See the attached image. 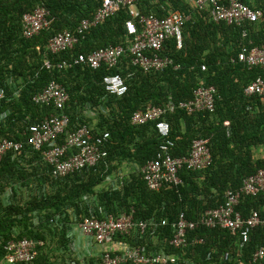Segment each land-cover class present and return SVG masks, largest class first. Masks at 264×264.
Here are the masks:
<instances>
[{
  "label": "trees",
  "instance_id": "1",
  "mask_svg": "<svg viewBox=\"0 0 264 264\" xmlns=\"http://www.w3.org/2000/svg\"><path fill=\"white\" fill-rule=\"evenodd\" d=\"M103 1L0 0V92L5 90L0 102V141L10 139L24 147L21 156L7 153L0 163V262L5 257L3 246L9 241L30 238L43 240L47 245L50 235L64 233L60 224L70 217V211L81 221L88 215V208L97 205L114 215L134 211L135 220L155 219L157 226L150 227L145 235L136 231L126 240L148 252L165 250L176 255L180 257L177 264H256L253 254L264 245V227L252 232L243 249L238 236L219 227L204 226L190 232V245L185 250L172 249L167 241L174 236L173 226L182 212L190 220H200L207 211L226 203L229 190H239L247 177L264 169V158L255 157V150L264 146V104L258 96L245 94L264 69L233 61L244 47L252 49L264 44V16L257 23L243 26L216 24L208 10L201 11L187 0H148L138 5L143 13L165 17L180 11L188 18L183 48L178 49L171 39L161 53L172 59L173 65L161 72L146 73L125 57L114 69L57 68L56 64L69 56L129 42L124 28L128 9L124 7L93 28L74 50L62 54L47 50L54 36L74 30L84 19H92ZM243 1L264 11V0ZM40 6L48 9L51 25L38 36L26 39L23 18ZM243 30L248 31L246 38ZM46 61L53 65L50 70L45 67ZM202 66H206V71H202ZM115 74L128 87L123 97L106 92L104 78ZM53 80L69 94L63 111L70 119L67 133L86 125L95 138L110 134L107 158L83 173L59 180L52 175L43 153L30 144V127L60 114L53 106L33 101L34 95ZM202 85L216 88L215 111L189 113L179 108L178 104L193 100ZM169 102L178 106L166 117L171 125L169 139L174 145L171 154L175 158L188 157L196 140L210 138L213 162L203 171L184 169L179 173L181 185L153 192L148 189L142 170L156 158L164 139L155 122L135 126L132 117L139 110L163 107ZM3 114L6 118L1 119ZM66 138L67 134L62 135L58 143H64ZM125 164L134 166L135 172L124 174L121 189L110 195L97 193V187L107 178L119 175ZM22 196H27L26 200ZM238 209L245 217L263 215L264 194L244 197ZM195 239L203 242L192 244ZM62 240L60 246L65 245L63 237ZM226 253L230 254L229 260L224 258ZM31 264L57 263L44 249Z\"/></svg>",
  "mask_w": 264,
  "mask_h": 264
},
{
  "label": "built area",
  "instance_id": "2",
  "mask_svg": "<svg viewBox=\"0 0 264 264\" xmlns=\"http://www.w3.org/2000/svg\"><path fill=\"white\" fill-rule=\"evenodd\" d=\"M148 0H104L101 8L92 19H84L74 30H65L54 36L48 44L47 50L52 54H62L74 50L86 40L87 34L102 25L109 18L117 15L122 8L128 9V19L124 28L129 36L126 45L108 46L93 50L89 53H78L69 56L56 64L59 69H72L76 66H88L99 69L102 66L117 68L125 57L131 59L132 65L146 73L161 72L171 65L173 60L162 56L166 43L174 39L178 49L184 46V27L188 18L180 11L159 17L154 13H143L138 5ZM194 6L201 10H208L213 22L216 24L243 26L246 23H257L264 16L263 10H255L243 0H190ZM49 11L40 6L35 11L25 14L23 18V36L32 39L43 30L50 27ZM242 36L246 38L248 31L243 30ZM249 68L262 67L264 69V44L254 46L252 49L244 47L236 60ZM46 69L53 65L45 62ZM202 66V71H206ZM106 92L112 96L123 97L128 87L124 79L118 75H109L103 81ZM247 97L258 96L264 104V71L245 90ZM5 97V90L0 92V102ZM217 90L215 87L202 85L195 92L194 99L178 104L179 108L189 113L210 112L216 109ZM33 101L41 106H53L59 110L46 117L40 123L30 127V144L34 150L41 151L46 164L52 169L56 179H63L69 175L83 173L85 170L97 166L107 158L106 144L110 138L104 133L97 138L93 137L90 129L84 125L79 129L67 133L70 126L69 117L63 113L69 102V94L57 81H51L41 92L33 97ZM169 102L163 107L149 106L139 110L132 117L135 126L156 123V129L163 140L160 150L154 160L149 162L142 170L145 183L149 190L159 192L164 188H175L181 185L182 170L203 171L212 165L211 139H199L193 143L188 157L175 158L171 154L174 146L169 139L171 125L166 117L173 114L177 107ZM6 118V114L1 119ZM226 125H229L226 123ZM64 134L67 138L64 143L58 140ZM23 144L10 139L0 141V163L7 153L21 156ZM264 194V169L247 177L239 190H229L226 203L216 209L205 213L200 220H190L185 213H181L174 224V236L167 241V245L175 250H185L189 247V233L200 227L210 229H226L240 239L243 249L251 240V234L257 228L264 227V214L245 217L238 209L244 197H257ZM134 211L123 212L119 215L108 213L103 206L92 205L88 208V215L79 221V229L84 236L91 237L102 246V264H177L179 257L164 251L148 252L141 246H132L126 240L134 232L140 236L146 234L150 227H156L157 221L135 220ZM162 225H167L163 221ZM201 239H195L192 244H201ZM43 240L21 238L11 240L3 246L5 257L2 262L7 264H31L45 248ZM225 260L230 254L226 253ZM253 262L264 264V245L253 254Z\"/></svg>",
  "mask_w": 264,
  "mask_h": 264
},
{
  "label": "crops",
  "instance_id": "3",
  "mask_svg": "<svg viewBox=\"0 0 264 264\" xmlns=\"http://www.w3.org/2000/svg\"><path fill=\"white\" fill-rule=\"evenodd\" d=\"M187 2L191 4V1L187 0ZM255 157L257 159L264 158V146L255 150ZM133 167L130 164H125L123 169L120 170L121 173H118L119 175L107 178L104 183L97 187L96 192L99 194L106 192L110 195L113 191L120 190V185L124 183V174L128 176L134 173L135 168ZM117 176L119 178H116ZM118 180L119 182L116 183ZM115 210L119 211L120 209L116 208ZM122 212L120 211L118 214ZM69 215L70 217L63 219V224H60V227L64 229V233L61 236L60 234L55 235V233L50 235L44 248L49 252L51 261L57 264H102V246L98 245L93 238L84 236L79 229V220L75 218L72 211L69 212ZM62 237L65 241L64 246H60ZM56 257H59V259L56 260ZM1 264L7 263L1 261Z\"/></svg>",
  "mask_w": 264,
  "mask_h": 264
},
{
  "label": "rangeland",
  "instance_id": "4",
  "mask_svg": "<svg viewBox=\"0 0 264 264\" xmlns=\"http://www.w3.org/2000/svg\"><path fill=\"white\" fill-rule=\"evenodd\" d=\"M9 192L11 193V191H9ZM26 198H27V196L26 197L22 196L23 200H26ZM0 264H1V262H0Z\"/></svg>",
  "mask_w": 264,
  "mask_h": 264
}]
</instances>
